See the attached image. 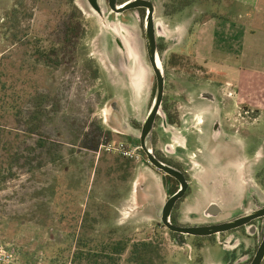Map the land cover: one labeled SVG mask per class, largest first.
<instances>
[{
  "label": "rangeland",
  "instance_id": "1",
  "mask_svg": "<svg viewBox=\"0 0 264 264\" xmlns=\"http://www.w3.org/2000/svg\"><path fill=\"white\" fill-rule=\"evenodd\" d=\"M195 6L189 15L164 19L170 38L189 18L193 28L210 18L205 7ZM185 34H176L177 45L167 44L166 63L188 41ZM191 47L190 41L185 52ZM37 49L47 52L49 60H37ZM192 57L187 66L202 68ZM0 71L11 93L25 92L20 121H10L21 131V141L25 139L21 166L0 187V264H70L79 251L104 255L101 264H113L107 256L115 264H127L132 248L141 243L158 250L153 264L202 262V253L193 252L189 259L190 251L162 228L167 196L161 175L139 162L137 153L126 159L120 150L137 131L132 123L147 116L155 90V73L137 21L126 22L108 11L101 17L85 0H0ZM202 72L208 73L198 74L207 85L191 89L186 75L177 77V83H188L193 97L195 89L213 90L210 81L217 77ZM219 106L212 110L214 116L221 114ZM244 112L239 109L238 114L249 121L257 116ZM202 120L199 115L195 123L204 131ZM259 124L254 162L251 153L244 156V164L230 158L225 160L226 172L212 178L240 184L247 197L244 212L264 205V123ZM239 138L245 144L244 136ZM193 162L191 173L202 181L208 169ZM229 194L225 203L232 206L238 191L233 188ZM223 237L227 251H238V256L243 252L236 243L250 248L256 243L240 233ZM120 244L127 245L126 251L115 255L113 249ZM209 247L203 252L206 264L221 263L212 261L221 251L208 254ZM83 264H91L89 258Z\"/></svg>",
  "mask_w": 264,
  "mask_h": 264
},
{
  "label": "flooded vegetation",
  "instance_id": "2",
  "mask_svg": "<svg viewBox=\"0 0 264 264\" xmlns=\"http://www.w3.org/2000/svg\"><path fill=\"white\" fill-rule=\"evenodd\" d=\"M158 1L159 0H106V4L102 5L100 0H95L102 15L105 14V11H108L110 15L121 16L126 22L137 21L139 23L146 43L150 64L151 60L148 50L147 34L148 30L154 32L157 44V58L160 62V68L164 79L161 103L153 116L152 130L149 138L143 141V131L145 124L154 112L158 99L159 84L156 74L155 90L147 116L141 123H132L137 131L129 136V145H125L124 147L132 152L131 159L134 156L133 154L137 153L135 158H138L139 162H143L150 167V170L158 172L161 175L162 185L167 196L165 204L173 197L180 195L170 212L169 222L172 226L182 229L218 227L225 223L236 221L249 212L243 213V211H239L238 214L224 220L220 219L223 216L221 211L220 213H215L214 210L210 208L200 213L190 212L192 202L200 200L198 190L196 189L197 181L194 174L191 173L194 170V166L192 167L191 165H195V162H193L194 160L202 162L204 166L210 168V166H208L210 164L207 163L208 155L205 154L206 151L216 144L225 145V147L232 146L234 141H237L234 139L240 135L244 136V140H246V154L249 155L250 149L247 146L250 141V133L248 126L245 124L248 123V118L246 119L240 114L242 120L245 121L242 122V120L239 121L236 117H233L234 115L232 114L234 108L239 107L241 110L243 109L245 111V115H249L248 108L238 100L237 91L234 96L233 94H228V89L225 90L227 91L226 93L224 91L221 92L223 85L220 84L217 79V82L210 81L212 83L210 87H212L213 90L205 89L196 92L197 90L195 89V95L194 97L192 96L193 94L190 92V89H188V85L190 84L191 89L195 87L199 88L201 85H207L208 80L205 79L204 83L201 82L202 77H199L201 75L198 74L204 76L208 73L202 72V70L205 69L204 67H202L203 69L201 67L195 69L188 67L187 64L190 61V56L180 51H173L167 58V63L165 62L164 55L166 53L165 49L167 48V44L172 43L173 45H177L178 40L170 38L167 35L168 26L165 25L164 19L173 20L174 16L166 15L164 3L159 4ZM85 2L94 10L88 0H85ZM160 14L161 16H159ZM98 15L100 16V14ZM159 27H161L162 32L158 31ZM115 42L121 43L119 39ZM181 75H186L189 84L187 83L184 86L177 83L178 79L176 78H180ZM177 91H180V93ZM224 97L226 101L223 102ZM219 104L221 114L217 119H213L212 110L216 109V106ZM199 115L203 118L201 124L204 125V131L195 123ZM186 124L188 128L184 127ZM245 135H247V138ZM147 149H149L152 157L157 162L175 170L179 174V178L158 169L151 162ZM228 150L227 148L226 153L223 152V154L220 153L217 155L216 159L219 162V166H221L220 162L223 160L233 158ZM234 150L235 148H233L232 151ZM124 158L128 159L129 157L124 156ZM187 160L189 162H187ZM262 207H264V205L259 206V208ZM163 209L161 214L162 228L168 231V235H170L174 243L181 247H186L187 251H190L189 259L193 252L202 253V262L196 264L207 263L204 260L205 255L203 254L207 245L210 246L208 254H211L214 250H220L222 253L220 258H213L212 261L215 263L221 261L219 264H264V255L258 260L259 251L264 243V216L253 219L246 225L225 232L196 235L181 233L168 228L162 221ZM184 209H186V211ZM232 233L246 235L256 240V243L251 248L246 247L243 243H236L238 244L236 248H239V251L243 252L241 256H238V251L236 253L227 251L226 244L222 243L223 235H234ZM233 239L234 238H232L231 242ZM228 245L231 246L230 243ZM196 257L198 258L199 256L196 255Z\"/></svg>",
  "mask_w": 264,
  "mask_h": 264
},
{
  "label": "crops",
  "instance_id": "3",
  "mask_svg": "<svg viewBox=\"0 0 264 264\" xmlns=\"http://www.w3.org/2000/svg\"><path fill=\"white\" fill-rule=\"evenodd\" d=\"M196 9V6H193L177 16L189 15ZM191 19L189 18L186 24L174 28L173 38L179 39L180 37L176 34L181 30L186 32L184 40L188 41L183 42L180 52L192 55L197 63L220 79V84L223 85L221 92L227 88L237 91L238 100L247 106L249 115L257 113V116L249 118L251 121L247 119L250 133L247 147L250 149L251 160L254 162L259 154V151L255 149L256 141L259 139L255 127L258 123H264V0H226L217 18H208L194 28ZM190 41L192 47L189 52H185ZM217 53L221 55L216 56ZM224 101H226L225 97ZM239 109V107L234 108L232 114L237 112L236 118L240 121L242 118L239 116L240 113L238 114ZM219 116L212 115L213 119ZM234 140L237 141H234L232 146H226L234 157L231 161L244 164V156L247 155L246 145L240 141L239 136ZM213 146L205 153L208 155L207 163L210 164L208 165L210 168H207L202 181L196 179V189L200 200L196 201L197 206L192 205L190 212H204L212 205H217L220 206L223 216H234L239 213L247 197L238 183L236 185L240 188L239 198L232 206L225 203L234 183L216 181L212 178L226 172L224 167L227 162L223 160L219 166L216 157L220 153H226L227 148L225 145ZM232 147L235 148L234 151Z\"/></svg>",
  "mask_w": 264,
  "mask_h": 264
},
{
  "label": "trees",
  "instance_id": "4",
  "mask_svg": "<svg viewBox=\"0 0 264 264\" xmlns=\"http://www.w3.org/2000/svg\"><path fill=\"white\" fill-rule=\"evenodd\" d=\"M224 1L226 0H168L164 3V9L166 15L176 16L188 8L199 5L205 7V12L210 18H217ZM9 28L12 31L15 30L14 27ZM14 34L17 35V30ZM47 54V52L43 53L40 49H37L36 59L42 60L47 57V60H49ZM4 76V73L0 71V187L4 186L16 174L15 169L21 166V143L25 142V139L21 141L23 138L21 131L10 123L11 119L16 123L20 121L24 109L22 104L25 92L14 91L11 93L8 81L4 79ZM34 131H37V129H34ZM126 248L127 245L124 247L120 244L113 249L114 254L121 255ZM157 251L152 244L141 243L135 245L127 264H153L154 255L157 254ZM102 256L104 255H98L91 251L87 254L79 251L73 255L70 264H83V261L87 258H89L91 264H101ZM106 258L113 264L117 261L109 256Z\"/></svg>",
  "mask_w": 264,
  "mask_h": 264
},
{
  "label": "water",
  "instance_id": "5",
  "mask_svg": "<svg viewBox=\"0 0 264 264\" xmlns=\"http://www.w3.org/2000/svg\"><path fill=\"white\" fill-rule=\"evenodd\" d=\"M90 2V4L92 5L93 9L100 14V16L102 17V12L99 8V6L97 5V3L95 2V0H88ZM159 32H162L161 27L158 28ZM148 50H149V56H150V60H151V64H152V68L154 70V73L157 75L158 77V84H159V92H158V99L155 105V109L154 112L152 113V115L150 116V118L148 119L147 123L144 126V138L143 141H145L146 139L149 138L150 134H151V130H152V121H153V116L156 113L157 108L159 107L160 103H161V99H162V93H163V86H164V79H163V74H162V70L161 68L158 66V58H157V44H156V39L154 36V32L151 30H148ZM147 152L149 153L151 162L160 170L164 171L165 173L177 177L179 178V174L173 170L172 168L165 166L159 162H157L151 155V152L149 151V149H147ZM180 196V195H179ZM179 196H175L172 199H170L164 206L163 209V217H162V221L163 223L170 228L173 231H178L181 233H186V234H196V235H209L212 234L214 232H225L228 230H232L235 228H238L240 226L246 225L248 224L250 221H252L253 219H256L258 217H263L264 216V207L262 208H257L253 211H250L249 213L244 214L240 219L236 220V221H232L229 223H225L221 226L218 227H211V228H193V229H182V228H175L174 226H172L169 222V216H170V212L176 202V200L179 198ZM219 207V208H217ZM244 203L241 206V212H244ZM210 209H213L214 212H219L221 211L220 206L217 205H212L210 207ZM222 212V211H221ZM264 255V243L259 251V255H258V260L261 259V257Z\"/></svg>",
  "mask_w": 264,
  "mask_h": 264
},
{
  "label": "built area",
  "instance_id": "6",
  "mask_svg": "<svg viewBox=\"0 0 264 264\" xmlns=\"http://www.w3.org/2000/svg\"><path fill=\"white\" fill-rule=\"evenodd\" d=\"M121 153L123 154V156H126V157H131L132 156V152L127 150L126 148H124V146L122 145L121 146Z\"/></svg>",
  "mask_w": 264,
  "mask_h": 264
},
{
  "label": "bare ground",
  "instance_id": "7",
  "mask_svg": "<svg viewBox=\"0 0 264 264\" xmlns=\"http://www.w3.org/2000/svg\"><path fill=\"white\" fill-rule=\"evenodd\" d=\"M158 66H159V67H161V65H160V62H159V61H158ZM233 188H234V189H237V191H238V194H237V196L235 197V200H234V202H235V201L237 200V198H239L240 188H239V187H237V185H236V184H234Z\"/></svg>",
  "mask_w": 264,
  "mask_h": 264
}]
</instances>
